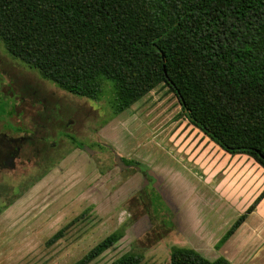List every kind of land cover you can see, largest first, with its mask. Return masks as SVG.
<instances>
[{"label":"trees","instance_id":"obj_1","mask_svg":"<svg viewBox=\"0 0 264 264\" xmlns=\"http://www.w3.org/2000/svg\"><path fill=\"white\" fill-rule=\"evenodd\" d=\"M0 44L64 91L96 101L109 92L111 115L164 82L190 124L264 168V0H0ZM61 235L62 229L47 242ZM117 235L109 233L72 264L98 256ZM139 261L125 252L110 264ZM169 264L231 263L172 246Z\"/></svg>","mask_w":264,"mask_h":264},{"label":"rangeland","instance_id":"obj_2","mask_svg":"<svg viewBox=\"0 0 264 264\" xmlns=\"http://www.w3.org/2000/svg\"><path fill=\"white\" fill-rule=\"evenodd\" d=\"M167 88L160 86L147 98L145 123L135 118L124 131H116L112 144L117 149L120 144L142 143L154 132L169 135L171 129L165 126L181 115L176 95ZM111 98L109 92L96 101L64 91L10 58L0 44V133L14 140L21 138L12 142L10 156L0 158V207L12 201L0 214V264H72L113 231H118L114 243L85 264H110L125 252L138 254V264H169L172 246L191 247L183 238H199L207 232V225H213L212 217L220 212L212 209L210 199L182 196L183 212H193L195 220L198 217L197 226L188 227L182 238L178 208L172 215L164 210L162 196H139L132 185L122 190V182L131 178L132 170L121 171L114 158L117 152L96 137V129L111 116ZM171 102L177 111L170 114ZM67 135L81 145L76 146ZM39 139L45 140L44 148L39 147ZM162 143L150 140L140 149L173 163ZM165 144L172 147L170 142ZM214 145L220 149V159L209 151L205 160L221 163L205 172L204 188L215 190L208 196H218V188L221 198L258 196L264 190V169L246 154L232 155ZM244 161L253 162L252 167ZM75 163L86 166L74 169ZM253 170L260 174L258 182L261 178L257 190ZM40 174L42 178L35 182ZM160 189L165 188L161 185ZM163 197L174 202L172 196ZM230 213L227 210L220 221L223 225L215 229L214 235L218 231L220 235L216 242L228 227L224 221L230 219ZM236 217H231V223ZM249 218L250 223L263 226L260 213ZM60 229L62 235L48 243ZM215 244L198 248L217 250Z\"/></svg>","mask_w":264,"mask_h":264},{"label":"crops","instance_id":"obj_3","mask_svg":"<svg viewBox=\"0 0 264 264\" xmlns=\"http://www.w3.org/2000/svg\"><path fill=\"white\" fill-rule=\"evenodd\" d=\"M160 86L168 87L164 82L158 83L121 112L111 115L96 129L97 139H101L103 142L106 141L107 144H109L107 147L110 146L109 148H111V150L114 149L117 152L114 156L117 167L121 171L132 170L130 175L131 178L122 182V190H124L125 187H131L132 185L131 188L134 189L135 193H138L139 196H162L163 201H165L164 204H166V208L164 210L171 212L172 215L175 214L178 208L182 219L181 222L184 227L182 238L183 233L186 229H188V227L197 226L198 217L195 220V214L193 212H183L180 204L181 197L200 196L202 198L210 199L213 202L212 209L220 212L219 216L212 217L211 220H213V225H207V232L199 236V238L191 239L190 241L183 238L185 244H189L188 242H190L191 247L189 248L196 250L208 260L223 257L231 264H264V196H223L221 198V196H219V188L216 190V194L218 196H208L209 194L214 193L215 190L213 188L211 190H206L204 188V181L206 178L205 172L206 170L214 169L221 162L217 161L213 163L211 162L212 160H205V156L209 153V151H211L212 154L216 153V157L220 159V149L214 145L215 142L212 143L211 139L205 138L204 134L202 132L200 133L197 127L190 124L185 116L179 113L181 116L170 120L171 122L165 126V128H170L171 132L169 135H165L164 137L162 131H158L154 132L155 135H146L148 136V140H145L142 143L138 141L135 145H130L128 143L123 145L120 144L117 149L112 144L116 136V131H124L133 119L136 118V121H143V123L146 122L145 117L147 110L145 107L146 104L144 103H146L147 98H149L150 95H152V93H154ZM170 104L172 105L168 107V109L171 114L173 111H177V105L173 102ZM179 105L180 104H178V106ZM178 109L181 111L180 106ZM163 121L166 120L163 118ZM159 137L161 138L159 139ZM150 140L157 142L163 141L161 145L166 146V152L170 155L174 162L168 163L167 161H162L159 158L157 159L155 153L153 154L150 150L145 151L144 149H140L143 144H147ZM166 142H170L172 147H168L167 144H165ZM153 155L156 159L151 158ZM229 162L230 161L228 160L226 165H228ZM244 163H247L249 168L253 165V162L244 161ZM73 165L74 169H80L81 166H86V164L82 165L81 163H75ZM258 165L262 167L260 164ZM219 168L223 169L225 167L220 166ZM254 172L255 171L253 170L252 176L256 179L257 190L261 184V178H259L258 182L257 176L260 177V174ZM42 176L43 174L37 175L35 182L40 180ZM161 185L164 186V190L160 189ZM163 196H172L174 202L170 203ZM255 200H257V202L254 204L253 209L247 213L241 224L225 239L217 250L213 249L212 251H209L208 249L207 252H204L198 248L202 244L216 243L217 238L220 235L219 231L216 235H214V232L215 229L219 230V228L223 225L220 221H222L227 210L231 211L229 214L230 219L224 221V224H227L228 229L232 224L231 217L233 216L235 218L236 215L238 217L241 213L245 212V210ZM10 205H12V201L3 205L2 211ZM257 213H260V218L262 219L259 222H261L263 226L260 224L257 225L255 223H250V215H255ZM221 214L222 218L219 219ZM170 220L175 227L178 226L176 225L174 219L171 218ZM258 220L259 215L257 221ZM226 230L223 233H225Z\"/></svg>","mask_w":264,"mask_h":264},{"label":"flooded vegetation","instance_id":"obj_4","mask_svg":"<svg viewBox=\"0 0 264 264\" xmlns=\"http://www.w3.org/2000/svg\"><path fill=\"white\" fill-rule=\"evenodd\" d=\"M10 57V56H9ZM11 58V57H10ZM13 59V58H12ZM15 60V59H14ZM25 67V66H24ZM29 69V68H28ZM33 70V69H32ZM37 73V72H36ZM12 101V100H11ZM4 126V125H3ZM5 127V126H4ZM16 140V139H15ZM14 138H11L10 136H8L5 132L4 133H0V158H2V156H10V147H12V142H15ZM21 138H19L16 141H20ZM38 142V140H36ZM40 144L39 147L44 148V143L45 140L43 139V141L41 139H39ZM44 142V143H43ZM37 144V143H36ZM12 154V153H11ZM12 156V155H11ZM6 162V161H5Z\"/></svg>","mask_w":264,"mask_h":264}]
</instances>
